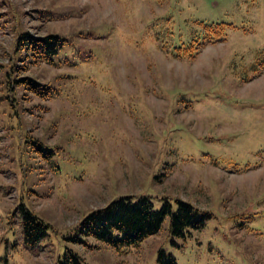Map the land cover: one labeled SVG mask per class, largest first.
I'll return each instance as SVG.
<instances>
[{"label":"rangeland","instance_id":"rangeland-1","mask_svg":"<svg viewBox=\"0 0 264 264\" xmlns=\"http://www.w3.org/2000/svg\"><path fill=\"white\" fill-rule=\"evenodd\" d=\"M210 22L236 28L170 56ZM19 30L63 46L33 63ZM261 62L264 0H0V264H264ZM120 195L211 215L175 236L167 214L134 245L78 231ZM22 209L46 225L32 244Z\"/></svg>","mask_w":264,"mask_h":264},{"label":"trees","instance_id":"trees-1","mask_svg":"<svg viewBox=\"0 0 264 264\" xmlns=\"http://www.w3.org/2000/svg\"><path fill=\"white\" fill-rule=\"evenodd\" d=\"M50 14V10H38ZM17 14L18 11L15 10ZM10 15V14H9ZM11 15V16H13ZM201 35L191 38L183 46H175L170 50V55L180 59L194 58L195 52L206 42L214 43L223 38L225 24L201 23ZM21 30V29H20ZM18 32L13 52L21 47L31 62H51L59 49L63 46V38L58 33H47L42 36H32L27 31ZM196 42V43H195ZM15 49V50H14ZM175 51V52H174ZM23 80V78H22ZM29 82L28 87L32 93L42 98L48 95L46 84L39 83L35 78L24 77ZM45 108V106H44ZM176 207L171 210L170 204L164 201L159 209H152L147 197L140 196L134 200L130 195H120L106 205L93 209L78 224V231L84 236L112 244L121 243L134 245L147 236L155 233L165 215L170 216L171 233L182 236L188 228L197 229L203 225L210 213L199 209L189 202L176 200ZM46 225L36 219L30 212L22 209V235L23 241L32 244L45 234ZM156 261L158 264H177L170 253L159 249ZM71 264H77L72 262Z\"/></svg>","mask_w":264,"mask_h":264}]
</instances>
